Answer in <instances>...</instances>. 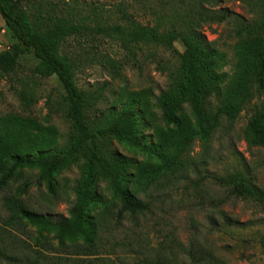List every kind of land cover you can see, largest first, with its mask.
Segmentation results:
<instances>
[{"label": "rangeland", "instance_id": "rangeland-1", "mask_svg": "<svg viewBox=\"0 0 264 264\" xmlns=\"http://www.w3.org/2000/svg\"><path fill=\"white\" fill-rule=\"evenodd\" d=\"M31 3L40 6L44 16L52 12L90 26L96 18L120 23L117 10L121 6L137 22L143 25L152 22L143 13L139 0H31ZM218 8L227 9L245 23L255 20L256 14L248 11L245 0H219ZM237 28L231 21L203 30L207 40L215 43L220 58L223 57L219 64V73L225 76L221 99L237 111L233 126L219 129L204 147L188 111L184 110L180 114L182 130L192 136V141L180 158L193 164L176 172L174 177H161L146 188L139 184L138 176L145 171L158 173L168 166L166 152L160 147L155 157L131 149L117 140L115 126L99 122L111 110L131 107L147 144L160 146L166 129L159 121L154 102L167 81L157 70V63L169 61L171 56L147 48L129 50L118 40L101 35L68 39L63 50L77 65L75 80L90 106L88 121L98 120L97 127L105 136L100 155L130 162L128 169L135 177L133 187L137 188L138 197L148 203L149 212L117 219L118 203L107 184L99 182L96 194L101 205L97 211L108 209L110 215L99 234L96 256L86 258L70 245L59 247L52 235L39 238L35 229L10 225L9 214L2 204L7 193L0 194V264H137L156 258L169 264H264V208L227 199L225 191L212 181L213 176L245 171L264 190V149L250 148L243 140L250 122L264 117V94H258L254 84L258 64L255 56L264 38L249 39L244 35L238 38ZM11 46L0 17V53L9 51ZM35 65L31 58H26L14 74L0 77V130L13 119L23 121L29 133L24 152L52 150L74 136L65 114L63 90L54 78H35L32 74ZM20 89L34 94L35 101L29 108L20 102ZM227 123L225 120L224 124ZM36 178V173H26L22 180L11 185L9 192L14 193L24 181H29L32 187L24 201L30 211L76 222L70 210L79 169L72 166L57 176L53 197L43 186L36 185Z\"/></svg>", "mask_w": 264, "mask_h": 264}, {"label": "trees", "instance_id": "trees-1", "mask_svg": "<svg viewBox=\"0 0 264 264\" xmlns=\"http://www.w3.org/2000/svg\"><path fill=\"white\" fill-rule=\"evenodd\" d=\"M144 14L152 22H137L125 8H118L120 23L102 18L94 19L92 25L85 22L43 14L40 6L31 0H0V17L11 42V49L0 53V77L14 74L20 62L31 58L35 63L32 74L39 80L54 78L64 92L65 114L74 130V136L52 150L38 149L24 152L23 145L29 137L26 125L20 119L6 122L0 130V194L3 208L9 214L10 225L35 229L39 238L52 235L59 247L72 246L83 257H95L99 234L104 226L108 209L97 211L101 200L96 194L97 184L105 183L118 203L117 219L123 216L147 214L149 205L141 200L135 185V177L129 172L130 162L112 155H100L105 136L88 121L90 108L85 95L75 80L77 65L64 53V45L73 37L101 35L118 40L124 47L147 48L169 54L171 59L157 63V70L166 78L165 89L155 98L154 107L159 121L166 129L162 144L152 147L139 130V119L131 107L121 111L111 110L99 123L115 126L118 141L131 149H138L157 157L162 147L169 160L168 166L158 173L147 171L138 176L145 188L161 177L183 171L193 163L180 157L191 145L192 136L183 133L180 114L187 110L196 128V135L204 147L209 145L219 129L233 126L237 113L232 105L222 102L221 86L225 76L219 73L223 57L214 42L207 40L204 28L220 26L231 21L238 26L236 37L264 38V0H245L248 11L256 14L255 20L245 23L239 16L220 9L219 0H139ZM145 2V3H144ZM218 8V9H216ZM181 49V52L176 47ZM151 57H154L151 53ZM257 72L255 88L264 94V44L255 56ZM21 104L29 108L35 101L33 92L18 91ZM215 103V106H213ZM228 123L225 125L224 121ZM248 147L264 149V117L251 121L243 134ZM82 161V163H81ZM81 163V164H80ZM75 166L80 178L74 189L75 201L70 210L72 218L51 217L30 211L24 197L32 183L24 181L10 193L13 183L23 179L29 172L36 173V185L43 186L50 196L56 194L57 176ZM185 167V168H184ZM213 183L224 190L227 199L251 203L264 208V190L257 187L255 179L245 171H234L223 176H213ZM37 187V188H38ZM37 264V263H35ZM137 264H169L160 258L143 259Z\"/></svg>", "mask_w": 264, "mask_h": 264}]
</instances>
